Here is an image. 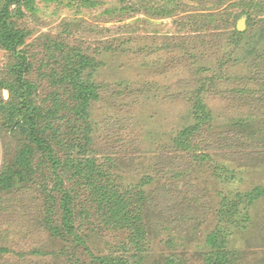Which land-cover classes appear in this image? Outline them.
Masks as SVG:
<instances>
[{
  "label": "rangeland",
  "instance_id": "obj_1",
  "mask_svg": "<svg viewBox=\"0 0 264 264\" xmlns=\"http://www.w3.org/2000/svg\"><path fill=\"white\" fill-rule=\"evenodd\" d=\"M204 9L195 0H25L12 8L13 23L27 34L34 101L43 114L59 105L50 118L57 136L48 130L47 138L71 146L57 151L76 160L77 145L89 140L101 183L124 194L139 221L116 223L93 184L65 170L84 244L54 236L61 194L34 151L32 173L0 189V264H95L98 257L209 264L207 240L217 231L228 236L231 264H264V195L241 206L239 226L221 214L225 198L264 191V37L259 20L250 28L247 18L237 48L229 32L196 33L186 24ZM77 53L92 60L84 76L99 94L88 121L77 113L73 88L59 83ZM14 64L0 46V80L12 81ZM9 96L0 88V104ZM199 100L210 114L203 121L195 116ZM238 122L256 134L234 128ZM192 127L187 145H178ZM25 145L0 112V175Z\"/></svg>",
  "mask_w": 264,
  "mask_h": 264
},
{
  "label": "trees",
  "instance_id": "obj_2",
  "mask_svg": "<svg viewBox=\"0 0 264 264\" xmlns=\"http://www.w3.org/2000/svg\"><path fill=\"white\" fill-rule=\"evenodd\" d=\"M25 0H7L0 10V46L10 53L14 58L15 64L11 68L12 81L0 80V88L9 91V100L0 104V112L5 117L6 125L10 128L18 129L25 135L31 146L25 145L18 152L14 162L6 167L0 175V189L9 190L14 186L15 181H23L32 173L34 153H41L44 160L50 165L56 179V190L61 194L60 207L62 211V221L60 226L51 228L53 235L63 240H72L78 245L84 244L83 239L76 234V228L73 222L74 212L72 209V196L65 188L64 178L61 171L72 170L75 175L83 176L89 183L95 187V194L102 202H106L111 207L112 217L116 223H125L135 225L139 218L130 215L127 211V200L125 195L109 185H103L99 178H103V171L98 167L95 159L88 155L90 143L78 144L79 156L61 157L57 147L60 145L68 152L72 147L63 142H51L46 134L57 131L51 125L50 118L56 117L59 113V105L56 103L54 111L43 114V109L38 106L34 97L37 94V85L28 79L32 70L30 59L24 51L27 34L13 23V7L20 8ZM200 6H204L207 11L191 16L187 24L196 33L200 30L216 32H229L230 46H239L240 39L246 36L237 29V21L241 18H247L250 28L257 24L261 25L262 36L264 37V0H195ZM181 5H178L180 8ZM225 6V8H224ZM222 8V9H219ZM175 12V9H174ZM174 12L172 14H174ZM77 62H72L67 71L59 80L61 84H67L74 90L75 99L78 101L77 113L85 121L90 117V109L93 102L98 98L96 85L89 79H86L85 72L93 67L90 58L77 53ZM195 116L199 120L208 119V109L202 100L197 101ZM47 122V123H46ZM251 129L252 136L256 134L251 125L246 126L244 122H238L234 128L246 132ZM196 131L195 127L183 130L176 143L178 145H187L189 138ZM56 135V134H55ZM57 136V135H56ZM56 137H54L55 139ZM264 141V135H261ZM69 146V147H68ZM34 147V148H32ZM35 149V150H34ZM35 151V152H34ZM224 169L225 167L222 166ZM229 170H227L228 172ZM264 191L257 189L254 192L245 195H236L224 199L221 214L224 219L232 225H238V218L241 213V206L245 203L252 204ZM245 208V207H244ZM243 208V209H244ZM245 220V219H244ZM207 243L213 249L208 255L209 264H231L230 253L227 251L228 236L225 232H216L209 236ZM95 264H129L119 258H95Z\"/></svg>",
  "mask_w": 264,
  "mask_h": 264
},
{
  "label": "water",
  "instance_id": "obj_3",
  "mask_svg": "<svg viewBox=\"0 0 264 264\" xmlns=\"http://www.w3.org/2000/svg\"><path fill=\"white\" fill-rule=\"evenodd\" d=\"M246 18H242L239 22H238V26H237V29L240 31V32H243L245 31L246 29Z\"/></svg>",
  "mask_w": 264,
  "mask_h": 264
}]
</instances>
